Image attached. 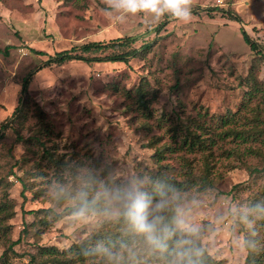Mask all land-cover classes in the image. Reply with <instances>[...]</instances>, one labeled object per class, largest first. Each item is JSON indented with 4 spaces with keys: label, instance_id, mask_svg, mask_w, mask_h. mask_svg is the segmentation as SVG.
<instances>
[{
    "label": "rangeland",
    "instance_id": "374dc122",
    "mask_svg": "<svg viewBox=\"0 0 264 264\" xmlns=\"http://www.w3.org/2000/svg\"><path fill=\"white\" fill-rule=\"evenodd\" d=\"M189 3L186 22L145 13L115 22L104 11L106 0H0V49L10 46L7 56L0 53V125L18 105L22 78L47 56L119 37L133 38L130 48L150 45L127 64L70 61L32 76L27 121L4 130L0 141V264H49L39 250L62 253L97 233L112 234L118 213L100 198L102 186L159 173L183 185L169 195L171 204L178 202L177 215L199 228L201 246L213 260L244 264L247 240L264 264V218L247 225L237 216L264 204V0ZM230 9L240 21L220 11ZM146 82L148 110L142 111L134 88ZM255 86L260 92H253ZM248 91L254 95L249 99ZM38 110L44 114L39 126ZM227 111L255 137L252 142L228 136L193 153L172 142L176 118L192 128L195 122L187 119L200 115L212 124ZM165 144L175 149L158 161ZM253 168L260 173L250 175ZM85 194L98 208L81 213ZM144 247L120 246L115 264H167L158 254L140 253ZM91 264L113 260L99 254Z\"/></svg>",
    "mask_w": 264,
    "mask_h": 264
},
{
    "label": "trees",
    "instance_id": "16d2710c",
    "mask_svg": "<svg viewBox=\"0 0 264 264\" xmlns=\"http://www.w3.org/2000/svg\"><path fill=\"white\" fill-rule=\"evenodd\" d=\"M232 2L233 0H227L228 4H232ZM220 11L226 14L228 19L240 21L239 18L231 11V9ZM242 35L245 41H247L251 51L256 54H260L261 52L257 43L252 41L246 33L242 32ZM133 42L134 40L131 37L113 38L106 42H88L47 56V59L44 62L29 71L22 78L18 105L14 108L10 117L7 118L5 122L0 125V141L4 137V130L13 129L14 125H16L17 122L21 119L23 120V123L27 121L25 114L28 111V107L26 105V99L28 98L29 93L28 86L31 82L32 76L38 70L50 64L59 66L70 61H81L88 65L96 62L127 64L130 60L137 59L141 56L143 52H147L150 49L149 44H143L138 49L130 48ZM9 49L10 46H6L3 49H0V53L4 56H7ZM29 51L37 56L46 55L43 52L33 49H29ZM107 52L110 53L105 56H101L103 54H106ZM149 91L150 87L147 82L144 84H139L137 87L134 88L135 94L133 99L136 103V106L142 111L148 110V102L146 100V97L149 95ZM253 92H260V90L255 86ZM125 94L127 97L130 98L128 92ZM246 94L248 99L254 96L252 95V92L250 93L249 91ZM34 117L38 120V126L40 124H44V114L41 110H38L37 114H35ZM201 117L202 116L199 115L198 120L187 119L188 121L195 122V125H193L192 128L191 124L181 123V125H178L180 118H176L177 121L175 125H172L170 128L173 132L170 137L173 143H179L178 149H188L189 152L193 153L197 151H202L200 149L203 148V150L205 151L206 149H208V146L211 147L217 144L218 142H221L224 138H227L228 136H232L234 141L238 140L241 143L252 142L255 138L252 137V134L250 136H247L245 134V132L247 131L240 129L241 126L238 124V119L235 118L234 113H231L229 111H227V113H225L223 116L215 117L214 123L212 124H209L208 122L206 123V121L204 120L200 121L199 118ZM179 133H183V135H180ZM204 135L210 136L204 137ZM15 139L19 142H22V140H24V138H22L18 134V132L16 133ZM32 139L35 140L36 143H40V139L37 138V136L32 137ZM174 149L175 148L172 145L165 144L164 146H162L161 150L157 151V154L155 156L159 161L163 151L170 152L169 150L174 151ZM48 160L53 161V158L48 157ZM260 171H264V167H262ZM260 171L256 168H253V170L249 171V174H258L260 173ZM148 179L151 181L159 182V184L163 186V189L168 192L169 195L172 194V191L174 189H177L178 191L184 189L182 184H177L174 180L171 179L169 180L168 177L161 173L150 174V177ZM22 185L23 187H25L23 182ZM145 188L152 194L154 200L159 198L157 190L153 184H147V186L145 185ZM177 204L178 202L175 204H171L170 209L164 213L166 220L169 224L172 223L173 217L177 215ZM78 205L79 208L77 209L94 210L98 208V201L94 202V199L87 198V202L85 199H82L80 202H78ZM115 219L116 220L114 224H112V234H110L109 232L97 233L90 240H86L85 242L79 245L75 244L62 253L58 252V250H56L55 248L50 247L46 248L45 250H39V254L47 256L50 259L49 264H91L92 260H94L97 255L104 254L103 251H100L104 248L113 251L116 254H123V252L119 250L120 246L126 247L134 244L146 246L142 236L131 228L125 218L117 214ZM198 235L199 233L194 237V239L196 244L202 249V255L199 258L200 264H222L220 261L213 260V258H211V256L207 254L204 248H202ZM245 251L246 257L244 259V264H261V256L257 254L259 258H254L255 252L251 250V245H245ZM66 253L67 255L65 256L64 254ZM140 253H149L150 257H153L156 254L149 251L147 246L140 249ZM158 255L162 257L160 254ZM161 259L165 260L163 257ZM34 260L35 258L30 255L29 262H33ZM165 262L167 261L165 260Z\"/></svg>",
    "mask_w": 264,
    "mask_h": 264
},
{
    "label": "clouds",
    "instance_id": "9594fccd",
    "mask_svg": "<svg viewBox=\"0 0 264 264\" xmlns=\"http://www.w3.org/2000/svg\"><path fill=\"white\" fill-rule=\"evenodd\" d=\"M104 11L115 22H123L129 14L137 13L148 14L153 20L171 14L186 22L192 14L189 0H106ZM150 183L155 186L158 199L154 200L146 190L145 185ZM99 195L111 205L108 211L115 209L142 236L148 250L160 254L167 264H200L202 249L194 239L199 228L188 224L182 213L174 216L171 224L167 222L164 213L170 209L171 199L159 182L136 178L120 186L103 185ZM85 200L87 202L86 194ZM79 211L84 213L87 209ZM237 216L242 223L252 225L255 219L264 218V204H251ZM244 243L247 246L254 242L246 240ZM100 251L115 264V252L106 248Z\"/></svg>",
    "mask_w": 264,
    "mask_h": 264
}]
</instances>
